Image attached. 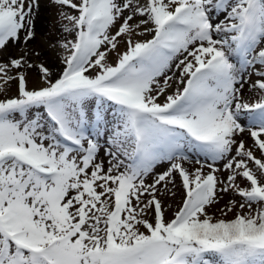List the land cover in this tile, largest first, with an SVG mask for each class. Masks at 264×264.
<instances>
[{
  "label": "snow or ice",
  "instance_id": "snow-or-ice-1",
  "mask_svg": "<svg viewBox=\"0 0 264 264\" xmlns=\"http://www.w3.org/2000/svg\"><path fill=\"white\" fill-rule=\"evenodd\" d=\"M49 3L52 62L0 0V264H264V0Z\"/></svg>",
  "mask_w": 264,
  "mask_h": 264
},
{
  "label": "rangeland",
  "instance_id": "rangeland-1",
  "mask_svg": "<svg viewBox=\"0 0 264 264\" xmlns=\"http://www.w3.org/2000/svg\"><path fill=\"white\" fill-rule=\"evenodd\" d=\"M40 14L42 22L37 30L36 40L33 42V46L37 48H44L48 52L46 59L49 62H52L55 60V53L54 51L47 49V45L50 40L56 38V30L59 23L57 19V8L52 6L49 3V0H40ZM11 51L12 54L16 56L24 55L22 50L12 49ZM31 79L35 82V73L32 74ZM221 203L223 204V201ZM216 215H219L218 211L216 212Z\"/></svg>",
  "mask_w": 264,
  "mask_h": 264
},
{
  "label": "bare ground",
  "instance_id": "bare-ground-1",
  "mask_svg": "<svg viewBox=\"0 0 264 264\" xmlns=\"http://www.w3.org/2000/svg\"><path fill=\"white\" fill-rule=\"evenodd\" d=\"M41 14H40V10H39V12H38V14H37V16H36V21H35V30H36V33H37V30H38V28H39V26H40V24H41Z\"/></svg>",
  "mask_w": 264,
  "mask_h": 264
}]
</instances>
